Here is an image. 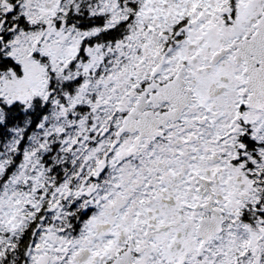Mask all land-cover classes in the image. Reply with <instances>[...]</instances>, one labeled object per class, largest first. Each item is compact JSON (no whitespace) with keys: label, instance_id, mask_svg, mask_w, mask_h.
<instances>
[{"label":"snow or ice","instance_id":"1","mask_svg":"<svg viewBox=\"0 0 264 264\" xmlns=\"http://www.w3.org/2000/svg\"><path fill=\"white\" fill-rule=\"evenodd\" d=\"M0 264H264V0H0Z\"/></svg>","mask_w":264,"mask_h":264}]
</instances>
